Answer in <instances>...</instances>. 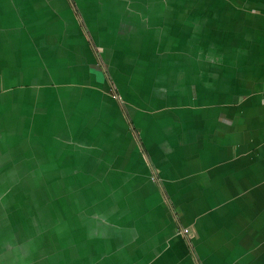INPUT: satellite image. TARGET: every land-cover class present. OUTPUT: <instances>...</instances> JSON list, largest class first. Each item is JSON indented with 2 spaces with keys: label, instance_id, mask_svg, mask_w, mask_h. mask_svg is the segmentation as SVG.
Returning a JSON list of instances; mask_svg holds the SVG:
<instances>
[{
  "label": "crops",
  "instance_id": "1",
  "mask_svg": "<svg viewBox=\"0 0 264 264\" xmlns=\"http://www.w3.org/2000/svg\"><path fill=\"white\" fill-rule=\"evenodd\" d=\"M153 3L0 0V200L52 166L66 177L53 158L67 145L109 178L93 204L103 264H264V0H173L155 19ZM41 188L0 202V264H69L80 223L61 239L35 225L69 232L62 198L46 216L34 205Z\"/></svg>",
  "mask_w": 264,
  "mask_h": 264
},
{
  "label": "trees",
  "instance_id": "2",
  "mask_svg": "<svg viewBox=\"0 0 264 264\" xmlns=\"http://www.w3.org/2000/svg\"><path fill=\"white\" fill-rule=\"evenodd\" d=\"M163 4L162 6L166 4H170L171 0H162ZM166 5V7L168 6ZM154 9H156V4H152ZM169 8L166 10L168 11ZM169 13V12H168ZM154 15H150L152 18ZM155 19V18H154ZM59 127H62L61 125H58ZM82 133V132H81ZM56 141L55 139L51 141V148L55 146ZM58 153L59 150H58ZM66 163V162H62ZM70 165H66L67 169L64 172L66 174V177H61V173H59V176L56 174V171L61 172V167L52 166L49 170L52 171L51 175L52 177L45 178L42 176L39 183H33V184H40L44 183L43 185H46V181L48 182V186L44 188L45 194H46V202L50 205L52 202L50 201V193L52 191V188L55 187H61L63 186L67 190V199L69 200L68 203L63 202V206L66 210L65 214H67L68 219V228L67 230L70 235L74 233L71 230V227H75V222L78 221L80 223L79 228L81 229L80 234L82 236V239L80 243L73 249L71 252H74L75 254H80V252H83V261H85L84 264H94L96 261L107 262L108 260L107 252L110 250L109 243L107 239L104 241L100 240V228L102 226H99L98 224V217L95 215V210L93 208L95 195L99 194L100 191H103V185L106 184V180H109V178H104V176L99 175L98 172L92 171L90 169L92 165V161L89 163L85 162L82 163V161H69ZM37 164V163H36ZM64 165V164H63ZM64 169V168H63ZM45 171H37L35 175H44ZM45 176V175H44ZM102 176V177H101ZM35 179V178H32ZM21 184V183H20ZM18 184V186L20 185ZM26 196V195H25ZM61 202V201H60ZM62 203L58 204L57 206H61ZM84 212L81 213V212ZM61 212V211H60ZM59 212V214H60ZM78 214V215H77ZM83 214V215H82ZM79 217V219H78ZM63 219L66 221V217L62 216ZM74 221V224H73ZM84 223L82 224V222ZM76 228V227H75ZM83 229V231H82ZM76 233V232H75ZM74 233V234H75ZM99 238V240H98ZM119 245L121 242H117ZM107 244V245H106ZM108 248V249H107ZM75 250V251H74ZM69 252L66 255V260L69 262V264H73V262H80L81 259H78L72 253ZM106 253V254H105ZM97 257V258H96ZM95 262V263H96ZM76 264V263H74Z\"/></svg>",
  "mask_w": 264,
  "mask_h": 264
},
{
  "label": "rangeland",
  "instance_id": "3",
  "mask_svg": "<svg viewBox=\"0 0 264 264\" xmlns=\"http://www.w3.org/2000/svg\"><path fill=\"white\" fill-rule=\"evenodd\" d=\"M172 1L173 0H171V2ZM182 3L184 4V6H186V5L191 6L192 0H182ZM140 5H142V4L138 3L137 6L139 7ZM142 8H144V7H142ZM144 13H146V16L150 17V15H154V16H152V18H157L159 15H166L167 16L168 11H165L164 7L162 6V7H158L157 9H154V10L152 8H148V9L146 8ZM98 78L102 79L101 80L102 82L105 80L104 79L105 76H104L103 73L99 74ZM79 100L76 102V106H87V105L91 106V104L85 98H82L80 101ZM5 104L7 105V101L5 102ZM55 117L51 118L53 120H52L51 125L49 127H47V125L45 126V128L48 131H50V133H51V127L54 126L55 123L58 124L59 121H62L61 119L57 120L58 119V115L57 114L55 115ZM87 126H89V125H87ZM87 128L88 127H86V130L80 131L82 133H80V132L79 133L80 134H85V132L87 131ZM54 129H57V126H54ZM47 130H44V131H47ZM53 131H57V130H53ZM50 138H51V136H49V135H45L44 136V134L42 136H39L38 133L36 132V130H32V139L34 140L35 145L38 144V143H40V144L42 143V144H44V146L46 148L51 149V145H50L51 139ZM59 149H61L60 153L55 155L53 159L56 160V163L58 165L60 164V166L66 167V165H63L64 163H62V161L65 160V159H68V161L73 160L71 155L68 154V151L70 149L67 147V145L59 147ZM62 149H64L63 152H62ZM81 150L85 153L84 158L92 156L90 154H92V151H95L94 149H91V147H89V149L86 148V149H81ZM99 151H100V149L98 150V152ZM33 152L34 153L37 152L36 148H32V153ZM99 154H101V153L99 152ZM100 159H104V157L101 156ZM43 164L44 163H42V165ZM67 164H69V163H67ZM32 165H34V162H32ZM11 180H13V179H11ZM39 181L40 180L31 179V178L23 179L22 182H21L22 188H21L20 193L18 194V196H21V198L23 200L22 201H17V198H19V197H16L17 195H15V198L11 197V196H13V192L12 191H11V194H6L5 198L9 197L6 200H8L10 203H14L15 201L16 202H20V205H22L23 207H25V204H26L27 201H30V203H32V185H39V184H33V183H39ZM8 183H9V181L5 180L0 186L1 189L2 190L5 189L6 186L8 185ZM40 184L42 185L43 188L38 189L37 193L34 194V199L36 200V203L34 205H36V206L37 205H41L42 214H44V216H46V213H47L46 209L50 205L43 203V201H46V199H47L46 198V194L44 192L45 191L44 190L45 185H43L44 184L43 182L40 183ZM47 186H48V183H47ZM14 187H17V186H14ZM50 198H51L52 202H54L53 204H56V202L60 201L61 198H62L63 202H65V203L69 202V200L67 199V190L63 186L52 188V191L50 193ZM6 200L5 199L4 200H0V202L4 203V201L6 202ZM63 202H62V206H61L60 216H63V214L66 212V210H65V208L63 206ZM6 207L7 206H5V209H6ZM22 211H23L22 214L20 212L19 213H10V211L8 209H6L4 212L7 215V217H3L2 219L3 220H7V219L11 220L12 219L13 220L15 218H22L23 221H24V219L26 221L27 220L26 218H28V222L32 221L29 218L30 216L32 217V215H30L31 210L26 212L28 214L27 217L24 216V208L22 209ZM53 214H54V220L57 222V225H61L62 227H64L67 224L65 219L60 217L57 212H53ZM15 216H21V217H15ZM22 216H24L25 218H23ZM38 217H39L38 215L33 217V218H35L34 219L35 225H37L38 227H41L44 230L45 233H47V231H49L50 233L52 232V237L56 236V237H59L61 239L62 237H65V235H68V236L70 235V234L67 233V231L65 229H59L58 228L57 230H55L54 228H51V222L50 221L46 222V221H43L42 219H38ZM65 217L67 218V214H65ZM11 230L12 231H17V229L14 226L11 227ZM71 230L74 233L77 232V228H75L73 226L71 227ZM59 255H65V254H63V251H62Z\"/></svg>",
  "mask_w": 264,
  "mask_h": 264
},
{
  "label": "built area",
  "instance_id": "4",
  "mask_svg": "<svg viewBox=\"0 0 264 264\" xmlns=\"http://www.w3.org/2000/svg\"><path fill=\"white\" fill-rule=\"evenodd\" d=\"M184 232H185V233H189V229H188V228H185V229H184Z\"/></svg>",
  "mask_w": 264,
  "mask_h": 264
},
{
  "label": "water",
  "instance_id": "5",
  "mask_svg": "<svg viewBox=\"0 0 264 264\" xmlns=\"http://www.w3.org/2000/svg\"><path fill=\"white\" fill-rule=\"evenodd\" d=\"M23 179H21V182H22Z\"/></svg>",
  "mask_w": 264,
  "mask_h": 264
}]
</instances>
